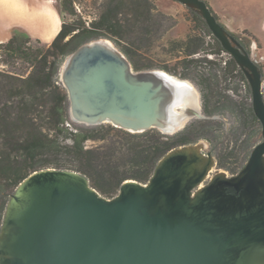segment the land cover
Here are the masks:
<instances>
[{"label":"water","instance_id":"water-1","mask_svg":"<svg viewBox=\"0 0 264 264\" xmlns=\"http://www.w3.org/2000/svg\"><path fill=\"white\" fill-rule=\"evenodd\" d=\"M175 1L205 20L244 72L263 140L239 173L218 171L210 180L217 163L205 146L173 149L147 183L126 180L111 199L79 172L35 171L10 195L0 264H264V73L206 1ZM163 73L135 71L126 55L102 38L71 53L61 79L74 121L173 135L205 116L201 107L179 104L184 85Z\"/></svg>","mask_w":264,"mask_h":264},{"label":"trees","instance_id":"trees-1","mask_svg":"<svg viewBox=\"0 0 264 264\" xmlns=\"http://www.w3.org/2000/svg\"><path fill=\"white\" fill-rule=\"evenodd\" d=\"M58 1L62 5L61 15L66 12L72 20L63 19L61 30L50 45L40 50L33 46L40 44V40L34 42L18 29L0 44V50L10 59L27 62L31 67L27 76L0 72V232L10 195L30 174L41 169L79 172L101 195L113 198L126 180L147 183L158 162L171 150L206 139L213 144L218 168L233 175L240 172L257 144L255 139L262 135V125L254 113L251 87L244 72L209 28L205 32L213 44L206 46L205 39L197 35L178 42L186 58L181 63L183 71L176 74L198 85L207 117L224 116L226 111L232 114L237 127L230 129L227 142L212 134L216 127L211 119L192 122L173 135L156 129L131 133L112 124L73 128L69 96L58 83L63 60L86 42L103 38L118 44L135 70L150 68L137 65L136 54L141 47L150 46L154 34L165 33L174 26L175 20L162 13L156 15L150 0H109L100 5L97 17L87 23L76 13L75 0ZM192 12L194 21H205L195 10ZM166 22L172 25L160 30ZM243 34L259 43L250 32ZM235 38L250 50V43L239 36ZM201 52L227 56L218 61L189 58ZM232 81L245 84L248 100L237 101L227 93L231 90L239 95V87L232 88ZM88 142L100 145L89 147Z\"/></svg>","mask_w":264,"mask_h":264},{"label":"rangeland","instance_id":"rangeland-1","mask_svg":"<svg viewBox=\"0 0 264 264\" xmlns=\"http://www.w3.org/2000/svg\"><path fill=\"white\" fill-rule=\"evenodd\" d=\"M54 1H56L57 8L60 11H62L61 2L58 0H54ZM107 1L109 0H75L74 7L76 13L79 16L83 17L85 22L90 23L99 14L100 5L107 3ZM204 1H206L207 4H209V6L212 8V10L219 16L220 22L223 25L228 24L230 26V29H228L229 32L235 35V37L239 36L240 38L243 39L244 42L250 43V50L248 51L251 53L253 60L256 61L257 64L260 67H262L261 68L262 71H264V65L262 63L260 55H258V50H257L259 47L262 46L261 43L264 46V25H263L264 0H204ZM150 2H152L155 6L154 13L156 15L158 13H162L167 16H172L175 20V25L170 27L172 23L166 22V27L165 28L163 27L160 30L164 31V29L166 30L168 29V27H170V29H168L165 33L160 31L159 32L160 36L154 34L153 42L150 44V46L141 47V51L138 54H136V59L134 60V62L137 65H139L141 68L150 67V68H144L140 71L161 70L168 73L171 76L181 78L179 74L178 75L176 74V71L179 73L183 71L181 67V63L186 57L180 51L181 49L178 48L179 46L178 42L187 40L188 37L191 35H197L205 39L206 46H208L209 44H213L212 39L209 36H207L205 32V28L208 29V27L204 20L203 23L194 21L195 17L192 12L193 9L187 5L181 4L175 0H150ZM62 17L66 21L72 20V16H70L66 12H62ZM158 27H159L158 25L155 26L156 29H159ZM237 27H242V28H237ZM56 31H57V27H55L54 33ZM244 31H248L251 34L255 35L259 43L253 42L250 37L244 35L243 34ZM33 40L34 42H36V40L39 39H33ZM108 40L111 41L120 51H122L118 44H116L114 41L110 39ZM40 44L36 43L33 46L41 50L42 46L50 45L43 41H41ZM226 56H227L226 54H223L217 57L215 55H210L201 52L189 58L218 61L220 59L226 58ZM67 58L68 56L61 63L58 74L59 77L58 83L64 90H66V88L62 82L61 73H62L63 65ZM206 65L207 64L203 63V66ZM30 71H31V67L29 63L19 60H12L2 50H0V72L15 73V74L27 76L30 73ZM185 80L190 81L200 94V107L202 114L205 116V118H201V119H211L213 125L216 127L213 130L212 134L214 136H221L223 139V143L227 142V136L229 135L230 129H232L233 127L234 128L237 127V124L235 125L234 123V117H232V114L226 111V115L224 116L214 115L211 118L207 117L203 110L202 93L198 85L192 79H185ZM237 86L239 87V93H238L239 95H236L231 90L227 91V93L231 95L234 100L240 101L246 98V96L248 95V90L243 82L232 81L231 87L236 88ZM263 95H264V82H263ZM69 119L70 122L74 125L72 126L73 128L77 126H82V127L88 126L83 123H78L72 119L70 115V107H69ZM197 120L200 119L199 118L191 119L188 125ZM262 140H263L262 135L258 139H255V141H257V144ZM198 142H204L205 143L204 152L207 153L208 151H210L214 156L213 144L211 141L206 139H201ZM233 144L234 143H232V145ZM87 145L89 147H95L97 145H100V143L88 142ZM218 171L225 172L227 175L233 176V174L230 171L218 168L216 164V166L213 167L210 176L208 177V180H210L212 176H214Z\"/></svg>","mask_w":264,"mask_h":264},{"label":"crops","instance_id":"crops-1","mask_svg":"<svg viewBox=\"0 0 264 264\" xmlns=\"http://www.w3.org/2000/svg\"><path fill=\"white\" fill-rule=\"evenodd\" d=\"M62 23L63 17L54 0H0V44L7 42L15 29L51 44ZM224 25L230 29L228 24ZM55 27L57 31L54 33ZM261 45L257 50L264 65V46Z\"/></svg>","mask_w":264,"mask_h":264},{"label":"bare ground","instance_id":"bare-ground-1","mask_svg":"<svg viewBox=\"0 0 264 264\" xmlns=\"http://www.w3.org/2000/svg\"><path fill=\"white\" fill-rule=\"evenodd\" d=\"M56 3V1H55ZM110 44V42H109ZM166 73V72H165ZM163 73L164 76H166L168 79H171L175 85H184L183 89L179 90V98L181 99V101L179 102V104L183 105L184 108L188 109V108H194V109H198L200 108V94L198 92V90L195 88V86L190 83L189 81H180L178 80L175 76H171L168 73L165 74ZM172 77V78H171ZM183 102V103H182ZM175 111V118L178 119V113ZM200 146H205L204 142H200L199 143Z\"/></svg>","mask_w":264,"mask_h":264}]
</instances>
